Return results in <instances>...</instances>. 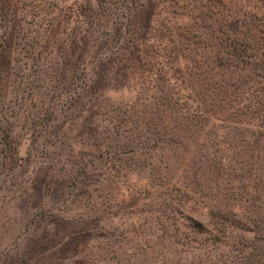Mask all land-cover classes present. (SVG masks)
Returning a JSON list of instances; mask_svg holds the SVG:
<instances>
[{
  "label": "rangeland",
  "instance_id": "1",
  "mask_svg": "<svg viewBox=\"0 0 264 264\" xmlns=\"http://www.w3.org/2000/svg\"><path fill=\"white\" fill-rule=\"evenodd\" d=\"M92 4L99 29L84 0H0V264H208L202 187L264 170V0ZM205 152L224 166L209 184Z\"/></svg>",
  "mask_w": 264,
  "mask_h": 264
},
{
  "label": "trees",
  "instance_id": "2",
  "mask_svg": "<svg viewBox=\"0 0 264 264\" xmlns=\"http://www.w3.org/2000/svg\"><path fill=\"white\" fill-rule=\"evenodd\" d=\"M84 2L85 5L83 7L89 9V18H87L82 10L79 13V18L82 19V22L86 24L87 28L92 29L96 26L99 29L101 26L100 22H102V15L96 16L93 14V0H84ZM124 12L128 14L125 17L127 27L132 28L131 31H127L131 36L123 40L122 44L124 45H120V48L128 53L120 65V68H122L121 75L127 81V73L132 71L135 63L139 61L137 53L142 51L141 43L143 39L138 34L134 35L136 29H133V24L128 20L130 16L132 19H135L137 7L132 4L130 6L127 4L123 8L122 16ZM117 30L119 29L112 27L113 35L117 34ZM167 42L171 45V53H174V55L179 54L180 51L177 46L179 43L178 39L172 38ZM208 154L212 156H207ZM204 156L208 162L206 166L208 168V179L204 184H209L210 180L221 169L223 163L221 158L217 161L215 154L205 152ZM239 156L241 154H238ZM253 183L248 192L243 188L231 187L230 185L229 190H224V188L220 190L216 189L214 191L215 193L212 194L206 185L202 187V191L200 192L202 212L200 213V224L198 223V225L202 230L201 235H205L201 238V246L206 252L205 261L203 260L204 263L218 264L221 262L222 257L219 249L231 248L232 243L236 247L234 251L237 252V256H235V259H231L226 255L223 261H229L234 264H264V170L262 176L257 180H253ZM232 192L245 193L256 201L261 199V204L259 206L255 203H251L249 206L231 204L229 199L234 197ZM204 211L207 212V216L213 222L212 224L206 222V214H204ZM233 230H238L241 234L236 236L237 234H233ZM228 234L230 235L227 236ZM232 234L235 235L233 242L231 240ZM236 238L238 239L236 240Z\"/></svg>",
  "mask_w": 264,
  "mask_h": 264
}]
</instances>
